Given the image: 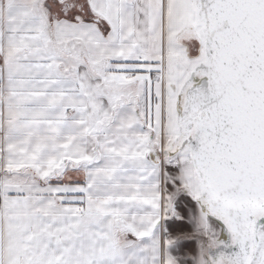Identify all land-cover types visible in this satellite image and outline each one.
Returning a JSON list of instances; mask_svg holds the SVG:
<instances>
[{
    "label": "snow or ice",
    "instance_id": "6c2138e0",
    "mask_svg": "<svg viewBox=\"0 0 264 264\" xmlns=\"http://www.w3.org/2000/svg\"><path fill=\"white\" fill-rule=\"evenodd\" d=\"M0 264H264V0H0Z\"/></svg>",
    "mask_w": 264,
    "mask_h": 264
}]
</instances>
